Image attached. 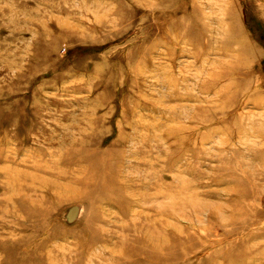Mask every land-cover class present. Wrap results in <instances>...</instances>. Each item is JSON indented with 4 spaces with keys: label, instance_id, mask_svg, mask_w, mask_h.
I'll use <instances>...</instances> for the list:
<instances>
[{
    "label": "rangeland",
    "instance_id": "obj_1",
    "mask_svg": "<svg viewBox=\"0 0 264 264\" xmlns=\"http://www.w3.org/2000/svg\"><path fill=\"white\" fill-rule=\"evenodd\" d=\"M263 98L264 0H0V264H264Z\"/></svg>",
    "mask_w": 264,
    "mask_h": 264
},
{
    "label": "bare ground",
    "instance_id": "obj_2",
    "mask_svg": "<svg viewBox=\"0 0 264 264\" xmlns=\"http://www.w3.org/2000/svg\"><path fill=\"white\" fill-rule=\"evenodd\" d=\"M243 50H244V53H245V55H243L242 56V54H238L239 55V58H238V62L235 64L236 65V71H240V70H243V69H246V68H248V65H250V63L253 61V58H254V56H255V54L253 55V52L251 51V50H249L250 49V46L248 45V44H246V43H243ZM237 55V56H238ZM244 62H246V63H244ZM245 71V70H244ZM248 71V70H247ZM243 72V71H242ZM241 73V72H240ZM264 99V98H263ZM93 163H94V165H99V164H101V165H105V163L104 164H102L101 163V159H96L95 157H93L92 158V160H91ZM105 167L108 169V164L107 165H105ZM93 171H95V170H93ZM96 174V173H95ZM97 176V175H96ZM98 177V176H97ZM99 178V177H98ZM28 179H30V178H28ZM27 178H26V180H28ZM31 180V179H30ZM100 183H101V190L99 191L98 190V186L100 185ZM110 183H112V181L111 180H107L106 178L105 179H103L102 178V180L101 181H99V179L97 180L95 177H93V180H91V181H87L86 182V185L87 186H90V187H92V188H96V190H98L99 192H101V193H103V190H105L103 187H106V189L107 188H111V187H108V185H110ZM19 186V185H18ZM23 189L24 190H27L28 188L27 187H23ZM22 190V189H21ZM144 194V193H143ZM20 204H22L21 202H20ZM23 205H25V204H23ZM25 207V206H24ZM149 228V227H148ZM142 230V229H141ZM153 230H154V228L152 229V228H149V229H146V231L145 232H147L146 234L148 235L147 237H148V242H147V246L150 248V249H152V250H154V251H156V246H157V244H156V242H155V240H157V233L154 231L153 232ZM144 231V230H143ZM153 233V235H151V233ZM142 233V232H141ZM181 236V235H180ZM142 245V244H141ZM145 246V245H144ZM188 253V252H187ZM188 255V254H187Z\"/></svg>",
    "mask_w": 264,
    "mask_h": 264
},
{
    "label": "water",
    "instance_id": "obj_3",
    "mask_svg": "<svg viewBox=\"0 0 264 264\" xmlns=\"http://www.w3.org/2000/svg\"><path fill=\"white\" fill-rule=\"evenodd\" d=\"M75 210H76V209H73V210L71 211V214H70L71 216L75 213Z\"/></svg>",
    "mask_w": 264,
    "mask_h": 264
}]
</instances>
